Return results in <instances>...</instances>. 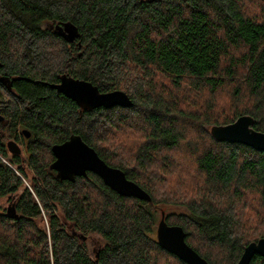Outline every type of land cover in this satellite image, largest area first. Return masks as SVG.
<instances>
[{
    "label": "trees",
    "instance_id": "16d2710c",
    "mask_svg": "<svg viewBox=\"0 0 264 264\" xmlns=\"http://www.w3.org/2000/svg\"><path fill=\"white\" fill-rule=\"evenodd\" d=\"M63 75L132 106L81 110L50 88ZM0 78V264H185L157 244L161 212L206 264L264 239V153L209 133L246 115L264 133V0H0ZM70 135L151 201L58 180L51 147Z\"/></svg>",
    "mask_w": 264,
    "mask_h": 264
},
{
    "label": "water",
    "instance_id": "95a60500",
    "mask_svg": "<svg viewBox=\"0 0 264 264\" xmlns=\"http://www.w3.org/2000/svg\"><path fill=\"white\" fill-rule=\"evenodd\" d=\"M57 34L67 43L73 42L78 34L69 23L55 26ZM3 78H0L2 81ZM59 94L72 100L81 110L96 108L121 107L129 108L132 103L128 96L121 91L100 93L91 83L63 75L59 83L50 85ZM3 119L0 117V122ZM254 119L250 116H241L233 123L210 127V136L216 142L240 144L264 153V133L253 129ZM25 138L29 137L27 131L22 132ZM8 152L19 155L22 148L13 140L6 143ZM54 162L50 169L56 173L60 181L73 182L76 178L86 177L88 173L98 176L103 184L122 197L134 198L150 202V196L137 184L128 180L118 168L108 166L88 146L80 136L70 135L69 138L51 147ZM156 240L158 246L165 252L175 256L185 264H206V262L185 242V234L181 227L167 225L165 213L161 212L156 227ZM259 256L264 258V239L248 244L236 264H250L251 260Z\"/></svg>",
    "mask_w": 264,
    "mask_h": 264
},
{
    "label": "rangeland",
    "instance_id": "374dc122",
    "mask_svg": "<svg viewBox=\"0 0 264 264\" xmlns=\"http://www.w3.org/2000/svg\"><path fill=\"white\" fill-rule=\"evenodd\" d=\"M255 5L258 6L257 4H255ZM250 11H253L252 7H250ZM256 12H257V10H256ZM48 26L53 28L52 25H48ZM221 105H224V97H223V95H220L219 101H218V107H220ZM218 109H220V108H218ZM135 124L138 125V128L142 127V124L140 122L139 123L136 122ZM13 200L14 199H12L11 197H5V198L0 199V208L3 209V210L9 209V207L12 204ZM86 243H87L88 251L90 252L92 257H94L96 252L99 250V248H101L103 246L102 239L98 235H95V234L90 235L87 238Z\"/></svg>",
    "mask_w": 264,
    "mask_h": 264
}]
</instances>
